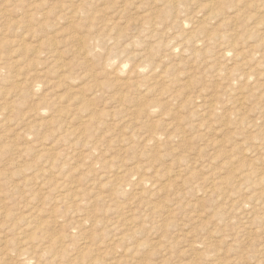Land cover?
<instances>
[{
  "label": "rangeland",
  "instance_id": "obj_1",
  "mask_svg": "<svg viewBox=\"0 0 264 264\" xmlns=\"http://www.w3.org/2000/svg\"><path fill=\"white\" fill-rule=\"evenodd\" d=\"M0 254L264 264V0H0Z\"/></svg>",
  "mask_w": 264,
  "mask_h": 264
},
{
  "label": "bare ground",
  "instance_id": "obj_2",
  "mask_svg": "<svg viewBox=\"0 0 264 264\" xmlns=\"http://www.w3.org/2000/svg\"><path fill=\"white\" fill-rule=\"evenodd\" d=\"M116 76H117V75H116ZM119 77H120V76H119ZM214 190H215V189H214ZM214 190H213V191H214ZM23 247H24V246H23ZM26 249H27V248H26ZM22 252H23V251H22ZM23 253H25V252H23ZM0 255H1V254H0Z\"/></svg>",
  "mask_w": 264,
  "mask_h": 264
}]
</instances>
